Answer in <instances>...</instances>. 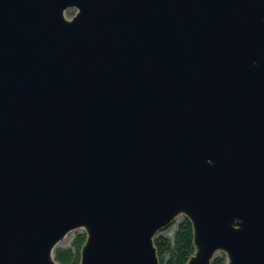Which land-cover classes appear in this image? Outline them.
<instances>
[{
	"label": "water",
	"instance_id": "95a60500",
	"mask_svg": "<svg viewBox=\"0 0 264 264\" xmlns=\"http://www.w3.org/2000/svg\"><path fill=\"white\" fill-rule=\"evenodd\" d=\"M181 213L264 264V0H0V264H158Z\"/></svg>",
	"mask_w": 264,
	"mask_h": 264
},
{
	"label": "trees",
	"instance_id": "16d2710c",
	"mask_svg": "<svg viewBox=\"0 0 264 264\" xmlns=\"http://www.w3.org/2000/svg\"><path fill=\"white\" fill-rule=\"evenodd\" d=\"M173 221L169 222L166 227L171 226ZM76 253L73 254L70 249H58L55 253V260L60 264H79L80 249L85 241V234H79L75 237ZM193 242V228L187 216L177 222V229L174 232L173 241L168 237L158 234L153 238V245H155L158 264H185L194 252L195 246ZM223 259L216 256L211 260V264H221Z\"/></svg>",
	"mask_w": 264,
	"mask_h": 264
},
{
	"label": "rangeland",
	"instance_id": "374dc122",
	"mask_svg": "<svg viewBox=\"0 0 264 264\" xmlns=\"http://www.w3.org/2000/svg\"><path fill=\"white\" fill-rule=\"evenodd\" d=\"M75 11H76V7H68V8H66V10L64 12V15H65L66 18L71 17L75 13ZM184 216H186V215L183 214V213L177 215L172 220L173 224L171 226H169L167 228H164V229H159L154 236H156L158 234H161V235H164V236L168 237L171 241H173L174 232L177 229V222L182 220V218ZM166 226H164V227H166ZM79 234H85L86 235L85 229L83 227H77L75 229L72 228V230L68 231L64 237L60 238V240L55 244V247H54V251H53L54 258H55V253H56V251L58 249H60V250H62V249H70L72 251V253L75 254L76 253V248H75V243L74 242H75V239H76L75 237H77ZM216 256L222 257L223 263H221V264H226L227 263V256H226V253L223 252V250H221V249L217 250L214 253L213 258L216 257Z\"/></svg>",
	"mask_w": 264,
	"mask_h": 264
}]
</instances>
